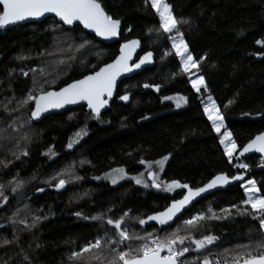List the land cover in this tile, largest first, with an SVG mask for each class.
Returning a JSON list of instances; mask_svg holds the SVG:
<instances>
[{
	"label": "trees",
	"instance_id": "1",
	"mask_svg": "<svg viewBox=\"0 0 264 264\" xmlns=\"http://www.w3.org/2000/svg\"><path fill=\"white\" fill-rule=\"evenodd\" d=\"M100 2L124 23L118 43L105 44L82 27L68 29L54 18L0 33V185L8 197L7 202L0 201V241L12 240L14 232L19 238L16 243H0V264H28L21 249L31 264H100L90 260L89 254L71 258L72 252H79L89 241L106 232L114 233L106 223L90 217L107 213L118 218L128 211L130 217L146 218L187 191L167 193L132 181L113 186L96 179L121 167L140 173L147 165L139 163L142 159L155 162L168 155L162 181L177 180L192 188L203 186L220 173L230 177L248 173V179H254L264 195V157L245 153L240 162L249 168L235 166V157L243 146L264 132V58L258 61L254 56L264 53V45L256 44L257 40L264 41V0H166L176 18L189 21L179 27L193 57H206L199 65V74L205 77L209 90L203 96L191 88L188 75L180 71L179 58L171 52L166 34L155 31L159 22L150 4L146 6L144 0ZM149 28L154 31L148 33ZM134 38L142 41L141 55L148 51L156 55V64L123 81L99 119L92 118L83 107L35 123L31 120L34 102L19 103L29 90L33 95L41 88L59 90L98 70L115 59L121 43ZM85 40L89 43L78 48ZM165 52L170 54L165 56ZM61 60L64 63H58ZM144 83L161 87L159 91L145 89ZM125 92L130 93L128 102L118 98ZM209 94L237 142L232 163L224 156L219 135L203 114L201 101ZM165 96L174 99L163 100ZM179 96L186 102L181 101L177 107ZM82 128L87 135L74 137ZM70 139L78 140L72 148L67 147ZM50 148L54 155L49 153ZM66 169L81 179L66 174L64 191L52 190L30 200L38 189L55 188L57 180L52 178ZM17 181L21 187L13 192ZM244 199L238 184L204 198L186 212L182 218L198 213L211 215L209 208L224 216L220 210L230 209L226 218L201 222L193 238L214 235L217 239L200 252L190 250L182 260L202 264L207 256L211 264H234L236 253L264 243L258 220L232 208H246L241 204ZM76 212L82 215L76 216ZM34 216L41 217L35 227H25V223L32 224ZM126 226L137 232L153 231L152 227L142 229L130 219Z\"/></svg>",
	"mask_w": 264,
	"mask_h": 264
},
{
	"label": "snow or ice",
	"instance_id": "2",
	"mask_svg": "<svg viewBox=\"0 0 264 264\" xmlns=\"http://www.w3.org/2000/svg\"><path fill=\"white\" fill-rule=\"evenodd\" d=\"M145 5L151 6L152 10L158 17L157 33L163 32L166 38L171 43V52L179 58V69L189 77L191 88L200 96L207 93L209 90L206 85L205 77L199 74V65L206 58L201 56L199 59L193 57L186 43L183 33L179 27L180 24H188L186 19H178L174 16L172 7L166 0H144ZM54 14L64 25H74L78 22L83 26V29L90 30L95 36L104 40H111L119 37L121 33L122 21L119 18H114L102 6L100 0H0V29L6 26L17 24L29 19H39L45 14ZM131 30L130 28L128 29ZM153 28L147 29L148 33H152ZM89 41L85 40L78 45V48H83ZM139 39H130L119 45V54L110 63H105L98 70L83 76L81 79H75L71 83L56 90H41L38 94L33 95L32 90H29L27 97L20 101L21 105H26L29 102H34V108L31 110V118L38 119L42 113L48 112L50 109H61L66 105H76L81 102L86 103L90 110L92 118L99 119L109 101L113 98L114 92L117 89V81L120 77L134 70L140 69L142 65L152 63L153 52H145L137 61L133 60V56L140 47ZM256 44L264 45V41L257 40ZM71 47V46H70ZM170 52H165L164 55H169ZM264 55V53H261ZM23 59V57H18ZM58 63H64L63 60ZM195 70V71H193ZM32 71H35L33 69ZM25 76L27 72L23 73ZM41 74L44 75V70L41 69ZM47 82V81H46ZM54 83V81H52ZM35 83V82H34ZM145 89L154 88L159 91L160 85L144 83ZM203 90V92H202ZM120 101L128 102L130 93L125 92L119 97ZM174 99L170 96L163 97V100ZM177 99V107L181 106V101L186 102V98L179 96ZM203 114L211 123V128L219 135V143L223 146V154L228 158L229 163L233 162L234 154L237 153L238 145L233 139V134L225 127L224 115L213 99L212 95H207L206 99H202ZM232 101H229L231 104ZM228 105H225L227 107ZM5 105V111H7ZM147 117H145L146 119ZM12 127V125H9ZM223 129V132L221 131ZM15 130V129H14ZM87 135L86 129L82 128L74 133V137L80 138ZM27 138V137H25ZM77 139H70L67 147L72 148ZM255 152L264 157V132L259 133L239 151L235 157L236 167L247 170L249 165L240 162V157L245 153ZM52 153V149H49ZM46 153V154H49ZM27 155V152L23 153ZM18 158V157H17ZM169 159L168 155L163 156L155 162L140 160V164H147L146 176L147 180L151 181L149 185L145 181V173H140L132 177L135 184L142 185L145 188L151 187L165 192H173L176 189H186V193L180 199H173L172 202L162 211H157L154 214L148 215L146 218L130 217L129 212L125 211L118 218H112L107 213H101L90 217L94 221H102L114 229L112 235L106 232L104 236L97 237L94 241H89L82 246L79 252H72L71 258L80 259L85 254H89L90 260L99 261L100 264H189L185 257L190 250L200 252L206 246L213 244L217 237L214 235H202L201 238H193V231L201 227V222L205 220L222 219L230 214V209H221L224 216H218L211 208L208 209L211 215L206 216L204 213L192 215L189 218H181L182 210L186 208L193 200L200 197L202 193L210 189L224 186L231 181H243L240 187L244 189L246 199L241 201V204L246 208H238L237 205H232L239 214L252 216L258 220L260 230H264V195H261V189L257 186L254 179H247L243 173L229 176L224 173L217 174L212 177L206 184L201 187L192 188L187 183H181L177 180L164 182L160 180L157 172L153 170V163L163 169L165 162ZM3 163V162H0ZM68 174L70 178L79 180V176H71V170L66 169L64 172L57 173L52 179H56L54 187L56 189L63 188L68 182L63 177ZM124 168L112 169L110 173L105 174L106 179H110L115 185L118 180L125 178ZM99 179V177H96ZM11 183V182H10ZM21 187L20 182H15L12 191ZM4 186L0 185V201L7 202L8 197L4 194ZM43 191V189H38ZM76 216H81L80 212L75 213ZM89 219V217H84ZM41 217L34 216L31 225L25 223V227H35ZM135 220L143 229L148 222H155L154 225H149L153 231L144 230L142 232L132 231L126 226L127 220ZM176 223V227L172 228V224ZM156 225L160 228L157 229ZM163 233V234H159ZM15 232L13 239H4L0 241L3 245L16 243L18 240ZM194 245V249H192ZM39 247V245H37ZM246 248L248 246H245ZM24 261L31 264L28 255L21 249ZM234 264H264V243L257 244L255 248H248L247 251L238 252L233 257ZM202 264H211L207 256L203 257ZM219 264V262H217Z\"/></svg>",
	"mask_w": 264,
	"mask_h": 264
},
{
	"label": "water",
	"instance_id": "3",
	"mask_svg": "<svg viewBox=\"0 0 264 264\" xmlns=\"http://www.w3.org/2000/svg\"><path fill=\"white\" fill-rule=\"evenodd\" d=\"M48 18H54L56 19L57 21L60 22V24H63L62 21L59 20L58 17H55L54 14H45V16L39 18V19H29V20H26V21H23V22H19L17 24H13V25H9V26H6L5 28L3 29H0V33L1 32H5V31H8L12 28H15V27H18V26H25V25H29V24H37V23H42L43 21L47 20ZM122 21V20H121ZM64 25V24H63ZM66 28L68 29H73L75 28L76 26H80L82 27L83 29V26L82 25H79L78 22L74 25H64ZM123 26H124V23L122 21V24H121V33H120V36L119 37H116V38H113L111 40H104L100 37H97L95 36L94 33H92L90 30H87V29H83L85 30L87 33H89L90 35L96 37V39L98 41H101V42H104L105 44H115V43H118L120 42L121 40V34H122V29H123ZM137 39V38H136ZM140 40V39H139ZM140 47L137 49L136 53L134 54L133 56V60L134 61H137L139 59L140 56L144 55L142 54L141 55V52H142V49H143V45H142V41L140 40ZM124 43V42H123ZM122 44V43H121ZM119 54V53H118ZM256 57V59L259 61V60H262L264 58V55H254ZM156 64V55L153 53V59H152V63L150 64H145V65H142L140 69H137V70H134L133 72L131 73H127L125 75H123L122 77H120L117 81V89L115 90L114 92V97H116L117 93H118V89H119V86L120 84L125 81V80H128V79H131L133 78L134 76L144 72L145 70L149 69V68H153ZM58 91V90H56ZM108 106V105H107ZM107 106L102 109V114L107 110ZM85 107L87 112L90 113V110L87 108V105L86 103L84 102H81L80 104H76V105H66L64 108H61V109H50L48 112L46 113H42L41 116L38 118V119H32L33 122L35 123H40L42 122L44 119H46L47 117L49 116H52V115H57V114H62V113H65L66 111L68 110H73V109H79V108H83ZM251 154H257V155H260L259 153H255V152H250ZM244 177H245V181L249 178V174L248 173H245L244 174ZM243 183V181H231L229 184L227 185H224V186H218L217 188H214V189H210L208 190L207 192L205 193H202L200 197H197L195 200H193L188 206H186V208L184 210H182V213L180 214L181 218L186 214V212H188L189 210H191L196 204H198L201 200H203L204 198L208 197V196H211L215 193H218V192H221V191H226L228 190L229 188L231 187H234L238 184H241ZM66 185L61 188V189H56V188H53V187H46V188H41L43 189V191H35L34 194L30 197V200H33L34 198H37V197H40L42 195H44L45 193L49 192V191H52V190H55L56 192L60 193L62 191H64ZM186 193V192H185ZM184 193V194H185ZM182 198V197H181ZM180 199V198H179ZM154 214V213H153ZM155 222L153 221H150L148 222V224H146L144 226V229L150 227L149 225H154ZM176 223H173L172 226H174ZM156 227L160 228L159 225H156ZM240 264H242V262H240Z\"/></svg>",
	"mask_w": 264,
	"mask_h": 264
},
{
	"label": "rangeland",
	"instance_id": "4",
	"mask_svg": "<svg viewBox=\"0 0 264 264\" xmlns=\"http://www.w3.org/2000/svg\"><path fill=\"white\" fill-rule=\"evenodd\" d=\"M169 43H170V42H169ZM170 48H171V43H170ZM31 120H32V119H31ZM221 131L223 132V129H222ZM234 155H235V154H234ZM166 162H167V161H166ZM166 162H165V164H164V167H165V165H166ZM164 167H163V169L161 170V169H159L156 165L153 166V170H155V171L157 172V174H158L160 180H162V173H163ZM146 169H147V165H145V168H144L140 173H145V181L150 185V184H151V181L147 180ZM110 172H111V171H110ZM110 172H108V173H110ZM125 173H126L125 178H124V179H121V180H118V182H117L115 185H113V184L111 183V180H110V179H106V178H105V175L101 176V177L99 178V180L104 181V182H107V183H109V184H111V185H113V186H116V185H119V184H121V183H123V182H126V181H132V182H134V180L131 179V178L140 174V173H132V172H129V171H126V170H125ZM140 186H142V185H140ZM148 188H151V187H148ZM243 191H244V189H243ZM162 192H165V191H162ZM167 193H169V192H167ZM170 193H171V192H170ZM245 199H246V196H245Z\"/></svg>",
	"mask_w": 264,
	"mask_h": 264
},
{
	"label": "flooded vegetation",
	"instance_id": "5",
	"mask_svg": "<svg viewBox=\"0 0 264 264\" xmlns=\"http://www.w3.org/2000/svg\"><path fill=\"white\" fill-rule=\"evenodd\" d=\"M182 103V102H181ZM182 105V104H181Z\"/></svg>",
	"mask_w": 264,
	"mask_h": 264
},
{
	"label": "built area",
	"instance_id": "6",
	"mask_svg": "<svg viewBox=\"0 0 264 264\" xmlns=\"http://www.w3.org/2000/svg\"><path fill=\"white\" fill-rule=\"evenodd\" d=\"M182 259V258H181Z\"/></svg>",
	"mask_w": 264,
	"mask_h": 264
}]
</instances>
